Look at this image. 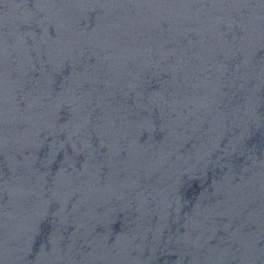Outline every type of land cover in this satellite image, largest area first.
Masks as SVG:
<instances>
[{"label": "water", "instance_id": "1", "mask_svg": "<svg viewBox=\"0 0 264 264\" xmlns=\"http://www.w3.org/2000/svg\"><path fill=\"white\" fill-rule=\"evenodd\" d=\"M0 264H264V0H0Z\"/></svg>", "mask_w": 264, "mask_h": 264}]
</instances>
